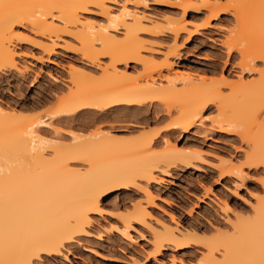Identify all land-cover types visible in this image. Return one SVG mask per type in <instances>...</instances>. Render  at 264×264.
I'll list each match as a JSON object with an SVG mask.
<instances>
[{"label":"bare ground","instance_id":"obj_1","mask_svg":"<svg viewBox=\"0 0 264 264\" xmlns=\"http://www.w3.org/2000/svg\"><path fill=\"white\" fill-rule=\"evenodd\" d=\"M197 1L176 0L180 19L188 10L206 6L204 23L208 24L219 12L230 11L235 27L226 44L239 55L240 72H254L255 77L243 79L240 74L237 80L225 81L174 70L164 83L158 81L153 73L157 76L160 68H170L168 55L176 47L156 62L151 53L159 50L145 46L140 33L160 31L157 20L143 9L149 0H122L119 5L116 0H0V71L17 66L12 41L14 37L28 39L18 28L29 27L31 33L47 40L36 41L44 53L63 45L96 63L102 75L99 82L78 80L79 87L58 103L51 116L155 103L165 108L169 119L172 116L166 125L182 137L192 124L203 123V111L213 106L216 113L211 124L218 131L236 134L246 145L237 164L219 160L218 176L236 173L239 177L242 166L262 167L258 180L262 194L252 206L253 217L243 221L237 216L229 232L216 229L209 236L159 221L157 227L150 224L152 248L158 252L165 244L174 248L193 244L204 249L197 264H264V0H226L222 8L209 0ZM88 12L101 14L105 23H93L86 17ZM118 28L123 33L119 40L112 33ZM166 29L173 39L181 31L191 33L183 19L169 22ZM60 35L76 43L65 42ZM99 56L107 61H98ZM129 61L141 65L137 77L129 75ZM23 115L21 110L0 107V264H44V257L86 234L92 214L103 210L101 197L118 189L134 188L143 194V201L116 208L123 232L132 222L148 228L147 206L154 203L149 183L159 179L156 171L169 174L177 163L191 166L201 158L200 150L171 144L166 136L157 139V133L142 134L134 143V138L117 137L115 127L84 138L69 132L70 142L62 145L54 136L59 131L45 116L27 119ZM135 125L131 122L130 126ZM43 126L51 128L53 136L44 135ZM157 146L163 147L157 152Z\"/></svg>","mask_w":264,"mask_h":264},{"label":"rangeland","instance_id":"obj_2","mask_svg":"<svg viewBox=\"0 0 264 264\" xmlns=\"http://www.w3.org/2000/svg\"><path fill=\"white\" fill-rule=\"evenodd\" d=\"M116 1L118 5L122 3V0ZM208 2L218 4L219 8H222L226 0ZM175 3L176 0H149L148 6L143 8L148 17L157 20L156 27L160 28V31L153 34L140 33L145 40V46L159 50L153 53L143 51V54L151 53L156 62H161L163 53H168L176 47L175 52L168 55L170 68H160L157 76L153 73L158 81L164 83L166 77L173 76L171 71L174 70L177 73L182 70L222 77L225 81L237 80L240 74L243 79L255 77L254 72H240L239 55L226 44L229 33L235 27V19L230 11L219 12L205 24L206 6L198 10H188L180 19L182 12ZM85 14L95 24L105 23L103 16L97 12ZM182 19L191 33L181 31L173 39L166 29L168 23L180 22ZM118 29L112 33L116 38H121L122 29ZM18 30L28 39L13 38V48L16 51L14 60L17 66L0 71L1 108L21 110L27 119L45 116L44 118L51 121L52 126L59 131L53 134L58 144L61 141L62 145L70 142L67 135L69 132L84 138L115 127L117 137L127 140L134 138V143L142 134L157 133V139L166 136L171 144L193 147L201 152V158L194 160L191 166L177 163V167L174 165L175 167L169 169V174L156 171L159 179L149 183L154 203L147 206L148 228L132 222L123 232V225L115 211L128 206L133 200L143 201V194L134 188L128 191L118 189L101 197L103 210L100 214H92L91 221L86 226L88 233L61 247L58 253L44 257V264H197L204 251L203 247L190 244L174 248L171 244H165L166 246L161 247L158 252H154L150 228L157 227L161 222L169 227L194 229L199 233L206 232V235L213 232L214 235L216 229L229 232L231 223L236 222L237 216L238 220L243 221H249L253 217L252 206L255 205L256 197L262 194L258 183L262 177V167L258 166V169L254 170L252 167L242 166L243 175L239 177L236 173L218 176L216 166L220 164L219 160H231L237 164L238 160H242V150L246 145L236 134L218 131L217 127L211 124V119L216 113L213 106L203 111V123L192 124L182 137L177 135L176 128L171 130L170 125H166L172 116L169 119L165 108L155 103L133 105L132 108L110 107L104 111L86 109L67 117L51 116V113L57 111L58 103L79 87L78 80H82L81 83L83 80L98 81L102 76L101 71L96 63L88 62L78 51L65 49L63 45L54 46L52 52L46 54L37 44L39 40L47 41L45 38L31 33L29 27L19 26ZM60 37L65 42L76 43L68 35ZM56 42L62 44L61 40L56 39ZM99 58L100 62L107 61L104 56ZM256 63V66H261L260 61ZM117 66L123 69L122 64ZM126 69L131 73H128L129 75L137 77L141 72V65L129 61ZM131 122L136 123L133 128L130 126ZM41 132L47 136L52 134L51 128L47 126H43ZM159 146L154 148L157 152L163 147ZM151 153L153 154V151ZM224 203H227L228 209Z\"/></svg>","mask_w":264,"mask_h":264}]
</instances>
